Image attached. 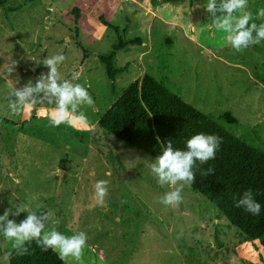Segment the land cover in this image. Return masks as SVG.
<instances>
[{
	"label": "rangeland",
	"instance_id": "374dc122",
	"mask_svg": "<svg viewBox=\"0 0 264 264\" xmlns=\"http://www.w3.org/2000/svg\"><path fill=\"white\" fill-rule=\"evenodd\" d=\"M119 39L134 44L115 52L111 79L100 57ZM145 74L204 114L231 113L238 124L219 123L264 150V0L0 8V117L13 123L0 122V264L34 235L68 264H264L260 243L166 163L98 125Z\"/></svg>",
	"mask_w": 264,
	"mask_h": 264
},
{
	"label": "trees",
	"instance_id": "16d2710c",
	"mask_svg": "<svg viewBox=\"0 0 264 264\" xmlns=\"http://www.w3.org/2000/svg\"><path fill=\"white\" fill-rule=\"evenodd\" d=\"M8 1L0 0V8ZM107 25L118 32L116 26ZM132 44V40L119 39L108 55L100 57L111 79L121 72L112 67L115 52ZM219 121L238 124L229 112H200L163 81L145 74L116 97L98 125L128 147L166 163L193 193L206 198L239 236L247 242H259L264 250V150L230 132ZM0 122L6 128L13 124L3 117ZM37 126L29 120L20 123L22 130ZM255 137L261 142L256 133ZM10 226L7 221L0 227V236L6 235ZM215 240L221 247L217 232ZM8 262L68 264L40 235L15 248Z\"/></svg>",
	"mask_w": 264,
	"mask_h": 264
}]
</instances>
